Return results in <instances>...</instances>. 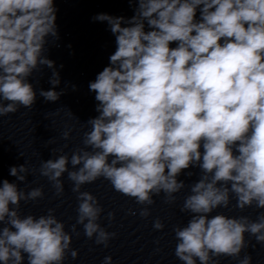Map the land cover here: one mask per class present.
Segmentation results:
<instances>
[{"label": "clouds", "instance_id": "clouds-1", "mask_svg": "<svg viewBox=\"0 0 264 264\" xmlns=\"http://www.w3.org/2000/svg\"><path fill=\"white\" fill-rule=\"evenodd\" d=\"M129 4L135 5L130 18L107 13L92 18L107 23L116 49L89 82L98 115L86 123L90 130L83 134V147L70 157L64 154L67 144L52 148V154H60L41 160L39 169L27 162L9 169L26 187L27 176L38 171L56 197L64 194L67 173L78 202L71 234L54 208L38 217L21 214L22 201L35 204L44 198L42 187L26 192L4 179L2 264H23L24 254L28 264H64L69 255L76 259L78 250L71 244L73 234H80L77 225L88 239L108 247L116 233L98 223L104 209L97 197L81 190L101 177L142 205L143 218L151 215L154 197L163 193L164 203L175 204L176 194L189 188L179 211L190 218L173 227L174 254L183 264H219L221 257L252 264L250 254L241 258L242 251L255 247L248 237L264 246V0ZM57 12L54 0H0V116L33 108L37 91L30 78L34 72L42 76L45 67L51 70L52 88H40L39 96L56 102L65 93L55 90L60 74L46 55L60 39ZM70 133L65 130L63 139ZM190 168L199 169V179L189 185L178 177ZM232 199L240 211H262L255 220L216 211L230 209ZM153 227L165 225L157 218ZM111 260L105 257L104 264Z\"/></svg>", "mask_w": 264, "mask_h": 264}]
</instances>
